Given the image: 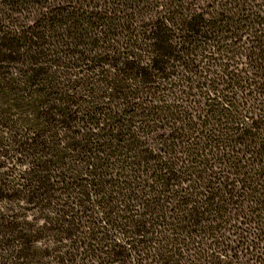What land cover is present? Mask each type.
Returning a JSON list of instances; mask_svg holds the SVG:
<instances>
[{
	"label": "trees",
	"instance_id": "obj_1",
	"mask_svg": "<svg viewBox=\"0 0 264 264\" xmlns=\"http://www.w3.org/2000/svg\"><path fill=\"white\" fill-rule=\"evenodd\" d=\"M250 262L264 0H0V264Z\"/></svg>",
	"mask_w": 264,
	"mask_h": 264
},
{
	"label": "rangeland",
	"instance_id": "obj_2",
	"mask_svg": "<svg viewBox=\"0 0 264 264\" xmlns=\"http://www.w3.org/2000/svg\"><path fill=\"white\" fill-rule=\"evenodd\" d=\"M237 245H238V247L240 248V252H239V256H240V258L242 259H239L238 261L239 262H244V261H246V258H247V253L248 252H251L252 250L251 249H248V250H246L245 249V245L244 244H241V241L239 242V243H237ZM241 246V247H240ZM250 264H254V262L252 263V262H250Z\"/></svg>",
	"mask_w": 264,
	"mask_h": 264
}]
</instances>
